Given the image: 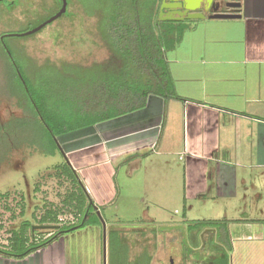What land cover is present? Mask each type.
Listing matches in <instances>:
<instances>
[{
  "label": "crops",
  "instance_id": "1",
  "mask_svg": "<svg viewBox=\"0 0 264 264\" xmlns=\"http://www.w3.org/2000/svg\"><path fill=\"white\" fill-rule=\"evenodd\" d=\"M241 3L239 19H210L203 9L206 19L181 21L188 28L166 53L175 97L153 96L143 109L91 127L87 137L97 136L96 143L66 150L84 163L76 171L87 172L79 179L95 206L108 199L88 189L95 165L82 155L103 153L98 168L118 181L113 191L120 205L106 218L99 211L106 246L99 218L101 224L64 234L24 258L0 255V264H221L226 249L234 255L235 243L264 242V224L241 210L232 220L229 211L233 201H260L264 190V0ZM151 200L158 209H145ZM175 200L186 202L184 213L167 215L164 202ZM191 201L213 209L200 218ZM221 203L218 215L213 210ZM229 260L264 264V245L240 262Z\"/></svg>",
  "mask_w": 264,
  "mask_h": 264
},
{
  "label": "trees",
  "instance_id": "2",
  "mask_svg": "<svg viewBox=\"0 0 264 264\" xmlns=\"http://www.w3.org/2000/svg\"><path fill=\"white\" fill-rule=\"evenodd\" d=\"M7 1L10 6L0 4L15 8V3ZM162 2L73 0L72 5L79 6V14L70 10L63 17L75 19L82 13L83 20H95L94 35L107 51V57L91 64L47 62L43 66L45 72L35 80L16 61L6 39L2 43L4 58L10 63L7 74L10 96L24 101L18 107L15 105L18 109L37 118L50 144L51 155L60 150L57 141L61 145V137L139 111L153 96L166 99L176 96L166 53L176 48L188 27L181 21H161ZM59 4L62 7V0ZM65 169L69 171L72 190L64 203L74 209L77 221L61 225L60 212L48 209L38 223L61 225L59 230L49 232L51 236L43 239H39L37 231L29 232L30 224L25 226L20 238L11 231L7 246L0 248V255L24 258L64 234L101 224L96 206L77 173L68 163ZM26 208V205L22 207L21 215Z\"/></svg>",
  "mask_w": 264,
  "mask_h": 264
},
{
  "label": "rangeland",
  "instance_id": "3",
  "mask_svg": "<svg viewBox=\"0 0 264 264\" xmlns=\"http://www.w3.org/2000/svg\"><path fill=\"white\" fill-rule=\"evenodd\" d=\"M9 1L15 3V8L9 9L0 4V248L7 246L11 231L17 234V238H20L26 225H31L30 233L34 226L41 225L38 220L48 209H56L60 212L61 225L77 221L74 209L67 207L64 203L68 192L72 190L71 181L68 178L69 171L65 169V163L70 164L74 171L81 169L84 163H79L77 156L67 155L66 150L96 143L97 136L87 137V135L94 129H102L104 124V126L110 124V122L100 123L92 127L94 129L87 128L74 132L68 135L69 138L68 136L61 137L59 140L65 154L61 150H56L55 155L48 152L50 144L46 142L44 131L41 130L37 118L18 109V105L20 106L24 101L11 97V92L7 89L10 63L4 58L1 37L6 33L22 35L39 27L58 13L61 8L60 0ZM72 2L73 0H70L71 8L68 13L71 10V13L79 14V6L77 3L72 5ZM83 17L82 13L75 19L62 17L36 34L26 37H7L6 43L13 51L16 61L24 65L26 72L34 80L40 78L45 72L43 66L47 62L56 65L65 62L74 64L100 62L107 57V51L101 47L98 38L94 35L95 20H83ZM68 139L74 140L69 143ZM82 156L89 166L90 164L95 165L88 172L92 178L89 180L88 189L108 199L107 206L104 202H99V206L97 205L100 209L98 211H103L101 215L105 217V213L115 212V206L120 205V202L116 203L117 199L115 200L118 194L113 191L116 186H119L118 181L112 182V175L106 168H98V164L103 161V153L87 151ZM76 172L78 177H83V174L86 176L87 173ZM120 176L118 180L122 182L123 174L121 173ZM38 188L39 191H37ZM123 189L120 186V191ZM123 192L126 190L124 189ZM261 193L263 198L260 201L250 198L245 202H231L233 206L229 207L231 219L241 218L238 213L241 210L245 213L246 219L254 223L257 221L260 225L264 224V190ZM130 203L131 207L136 204L133 200H130ZM156 203L154 200L147 201L144 207L145 209H158ZM25 205L27 208L21 215L22 207ZM97 206L95 208H98ZM185 206V201L175 200L164 202L163 207L167 215L173 216L176 210L182 215ZM190 207L194 215L197 214L200 218L203 217L204 211L213 209L210 204L203 208L200 203L193 201L190 202ZM224 209L225 205L221 203L214 208L213 212L220 215ZM180 215L176 218H180ZM49 232L53 231L37 230V235L39 239H43L50 234ZM261 244L264 245V242H237L236 247L234 246L236 248L234 255L232 249H226L228 256L221 260V264H228L231 257L234 261L240 262L249 250Z\"/></svg>",
  "mask_w": 264,
  "mask_h": 264
},
{
  "label": "water",
  "instance_id": "4",
  "mask_svg": "<svg viewBox=\"0 0 264 264\" xmlns=\"http://www.w3.org/2000/svg\"><path fill=\"white\" fill-rule=\"evenodd\" d=\"M0 2H5L6 6H10L7 0H0ZM62 9L51 19L35 28L34 30L22 34L21 36H30L38 33L44 27L53 24L55 21L62 18L68 11L69 1L62 0ZM242 3L241 0H163L161 5L160 20L161 21H184L188 20H198L206 19V15L202 14L201 11L204 9L205 12L212 13L209 18L217 20H228V19H239L241 14L239 13ZM222 9H227L229 12H222ZM168 11V12H165ZM166 15V17H163ZM20 74V73H19ZM21 76V74H20ZM57 145L60 150L64 153L61 145L57 141ZM95 210H98L95 208ZM98 216L100 217L104 225V243L106 246V223L104 222L101 213L98 211ZM61 228L60 225H37L33 227V231H57ZM106 251V248H105ZM106 254V253H105Z\"/></svg>",
  "mask_w": 264,
  "mask_h": 264
},
{
  "label": "flooded vegetation",
  "instance_id": "5",
  "mask_svg": "<svg viewBox=\"0 0 264 264\" xmlns=\"http://www.w3.org/2000/svg\"><path fill=\"white\" fill-rule=\"evenodd\" d=\"M3 4H5L6 5V3L5 2H3ZM62 9V7L60 8V10ZM59 10V11H60ZM58 11V12H59ZM222 12H229L227 9H222ZM7 37H26V36H21V35H14V34H9V33H6V34H3L2 35V37H1V41H2V43H4V41H5V39L7 38ZM5 45V44H4Z\"/></svg>",
  "mask_w": 264,
  "mask_h": 264
}]
</instances>
